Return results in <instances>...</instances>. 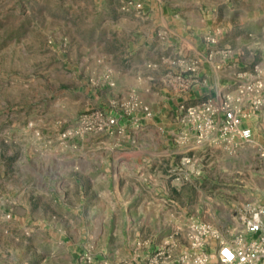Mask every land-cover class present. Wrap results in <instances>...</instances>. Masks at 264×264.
Instances as JSON below:
<instances>
[{
	"label": "rangeland",
	"instance_id": "374dc122",
	"mask_svg": "<svg viewBox=\"0 0 264 264\" xmlns=\"http://www.w3.org/2000/svg\"><path fill=\"white\" fill-rule=\"evenodd\" d=\"M145 3L150 1L0 0V264H87L90 255L98 264H132L133 250L120 245L123 235L136 230L172 228L174 251L187 247L177 240L181 227L175 226L182 208L190 213L186 231L192 216L232 231L242 226L247 204L264 206V162L257 150L264 147V110L245 122L253 144L237 140L192 149L181 106L198 104L184 97L202 81L205 63L191 72L180 58L163 56L174 67H169L173 77L166 73L164 81L180 84L177 100L145 86L157 67L151 59L142 66V88L132 86V73L116 78L115 72L131 70L137 60L136 22L129 13ZM220 11L222 20L199 42L206 47V33L219 29L218 44L211 47L215 55L231 51L236 73L256 66L264 71V0H230ZM177 49L186 51L180 43ZM141 51L149 56L157 50ZM159 118L173 122L165 125ZM106 137L114 140L109 157L114 169L127 161L117 151L136 147L142 150L138 162L152 164L157 182L150 202L143 204L131 185L117 187V172L107 164L94 171L100 178L97 193L80 194L75 186L80 165L85 156L106 163L98 153ZM40 162L63 166L68 182L59 169L35 174L28 167ZM109 172L108 185L103 178ZM141 190L148 194L147 186ZM100 200L107 205L99 207ZM163 206L174 218L160 212ZM130 207L133 213L126 217ZM146 207L153 210L148 223L137 214ZM97 209L111 210L110 219L102 220Z\"/></svg>",
	"mask_w": 264,
	"mask_h": 264
},
{
	"label": "crops",
	"instance_id": "0c3cea01",
	"mask_svg": "<svg viewBox=\"0 0 264 264\" xmlns=\"http://www.w3.org/2000/svg\"><path fill=\"white\" fill-rule=\"evenodd\" d=\"M148 1H150V3L137 4L139 8H136L132 10L133 12L131 11L132 13H129V18L132 19L133 16L134 18L132 20L134 23L136 22L132 29V33L134 34L132 36V44L134 45L133 50L137 52L134 55L137 60L131 65V70L115 72V76H117L116 78H119V76H123L125 73H132V86L142 88V66L147 59H151L157 64V67L149 71V81L145 80V86L147 85L149 89L155 91L168 92L171 99L175 98V100H177V90L180 84L178 85V83H175L170 85L164 81L166 73L173 77L174 73L171 69L174 67L168 66L165 62H162L163 56L174 59L180 58V64L185 67L197 48L205 47L203 41L199 42V40H201L204 32H206L209 27L214 26L216 20H222L220 16L221 5L230 0ZM178 43L181 44L182 50L183 48H186L185 52L178 51ZM146 44H149V46ZM150 48L156 49V53L147 56L146 53L141 51H147L150 50ZM230 59L234 58L230 55L228 59H224L223 55L219 53L215 55L214 61H207V63L204 62L206 67L202 70V74H200L201 76L199 75L200 80L202 81H198L194 86L195 90H193L187 98L184 97V99L187 100L189 104H194L205 100L208 96H217L220 90H232L233 76L236 74L238 64H236V60ZM218 60L222 61V70H217L213 67V64L220 63ZM169 67L171 69H169ZM159 119L163 124L169 126L173 122L172 118ZM103 144V148H101L98 153L105 156L106 159L104 160L106 163H96L97 159L92 160L88 156H85L83 163L80 165L78 170V177H80V180L76 182L75 186L80 188L79 190L82 196L85 195V197H88L94 193L93 190L96 187L95 184L100 179L94 172L96 169L104 168V164H107V170H110L109 167L112 168V170L114 169V165H111L109 159L111 152L114 151V140L106 137L104 138ZM117 153L123 156V160H127L119 168L114 169L117 172L115 180L117 187L126 188L131 185L133 188V194L142 195V199L144 200L143 204L150 202L151 198L154 196L153 191L156 188L157 182V175L151 172L153 170L152 164L145 165L138 162L142 153V150L139 147L133 148L130 152L125 151L119 153V151H117ZM165 154H171L170 150L166 149ZM128 160H131V162ZM28 167L35 171V174H40V172L47 173L50 170L59 169L61 173L63 172L64 181L68 182V176H64L65 168L63 166L55 168L54 164L40 162L35 165L29 164ZM110 176L111 173L109 172L108 176L103 178L108 185L112 180ZM29 185L31 186V182H29ZM29 185H25V188ZM146 186L148 187V190H146L148 194H143L141 188L145 189ZM94 191L97 193V190ZM132 192H130L129 195H131ZM60 198L65 199L64 195H61ZM162 200L165 201L163 198ZM103 205L106 206L107 203L100 200L98 206L102 208ZM131 210L132 207H130V210H125L126 217L131 216L133 213ZM159 210L166 217L171 216L174 218V215L171 214V210L166 208V206L159 208ZM110 211L111 210L102 211L97 209L95 214H97L102 220H109L112 215ZM138 213L141 215V219L144 220L143 222L148 223L152 218L153 210L146 207L142 208L137 214ZM177 214H179V217L176 219L175 226L178 228L181 227V234L177 240L179 239V241H181L186 247L189 242L186 236L187 231L184 222L185 219H187L186 215H189L190 213L186 208H182ZM174 239L175 237L172 228L168 229L165 227L164 232L160 229L157 232H150L148 230L144 231L143 228L136 230L134 233H129L127 236L123 235V240L120 246H122V249L133 250L134 255L132 258V264H134L135 261L139 260L141 257H146L158 248L172 247ZM83 264H86L85 261Z\"/></svg>",
	"mask_w": 264,
	"mask_h": 264
},
{
	"label": "built area",
	"instance_id": "2783aa9c",
	"mask_svg": "<svg viewBox=\"0 0 264 264\" xmlns=\"http://www.w3.org/2000/svg\"><path fill=\"white\" fill-rule=\"evenodd\" d=\"M130 6L122 8L127 10ZM219 32L217 29L206 33L205 50L186 64V71L194 72L200 63L215 57L216 51L211 47L217 46ZM230 52L221 54L228 59ZM213 65L217 70L223 69L222 63ZM232 86V90H220L217 96H208L196 105L181 106L187 130L185 139L192 140V149L221 143L233 145L237 140L254 143L253 130L245 122L252 114L264 110V71L258 66L239 71L233 76ZM257 150L264 162V147L260 145ZM241 220L242 226L230 231L192 216L188 221L186 248L179 252L173 246L158 248L134 264H264V206L247 204ZM86 261L98 264L95 256H88Z\"/></svg>",
	"mask_w": 264,
	"mask_h": 264
}]
</instances>
